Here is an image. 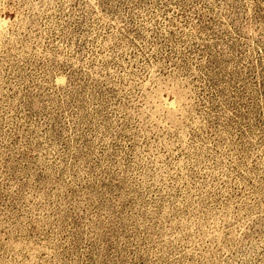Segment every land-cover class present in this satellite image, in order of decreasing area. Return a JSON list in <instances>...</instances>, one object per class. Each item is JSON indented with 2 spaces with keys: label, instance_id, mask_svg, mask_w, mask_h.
Returning <instances> with one entry per match:
<instances>
[{
  "label": "rangeland",
  "instance_id": "obj_1",
  "mask_svg": "<svg viewBox=\"0 0 264 264\" xmlns=\"http://www.w3.org/2000/svg\"><path fill=\"white\" fill-rule=\"evenodd\" d=\"M0 264H264V0H0Z\"/></svg>",
  "mask_w": 264,
  "mask_h": 264
}]
</instances>
